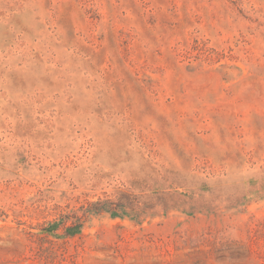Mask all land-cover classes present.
<instances>
[{
  "label": "rangeland",
  "instance_id": "obj_1",
  "mask_svg": "<svg viewBox=\"0 0 264 264\" xmlns=\"http://www.w3.org/2000/svg\"><path fill=\"white\" fill-rule=\"evenodd\" d=\"M0 264H264V0H0Z\"/></svg>",
  "mask_w": 264,
  "mask_h": 264
}]
</instances>
